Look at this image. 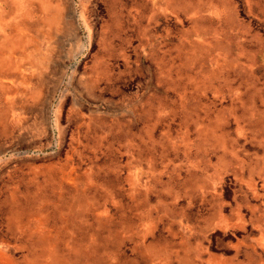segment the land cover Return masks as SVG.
<instances>
[{
    "label": "rangeland",
    "instance_id": "1",
    "mask_svg": "<svg viewBox=\"0 0 264 264\" xmlns=\"http://www.w3.org/2000/svg\"><path fill=\"white\" fill-rule=\"evenodd\" d=\"M0 264H264V0H0Z\"/></svg>",
    "mask_w": 264,
    "mask_h": 264
},
{
    "label": "bare ground",
    "instance_id": "2",
    "mask_svg": "<svg viewBox=\"0 0 264 264\" xmlns=\"http://www.w3.org/2000/svg\"><path fill=\"white\" fill-rule=\"evenodd\" d=\"M16 19V18H15ZM79 19H80V21H82V23H84L83 22V20H82V17H81V14L79 15ZM11 21V23H9L10 25H9V29H10V26L12 25V27L14 26H16V22L14 21V19L13 20H10Z\"/></svg>",
    "mask_w": 264,
    "mask_h": 264
}]
</instances>
